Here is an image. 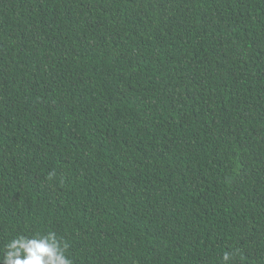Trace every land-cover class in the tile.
I'll use <instances>...</instances> for the list:
<instances>
[{
    "label": "trees",
    "instance_id": "trees-1",
    "mask_svg": "<svg viewBox=\"0 0 264 264\" xmlns=\"http://www.w3.org/2000/svg\"><path fill=\"white\" fill-rule=\"evenodd\" d=\"M264 264V0H0V259Z\"/></svg>",
    "mask_w": 264,
    "mask_h": 264
},
{
    "label": "clouds",
    "instance_id": "clouds-1",
    "mask_svg": "<svg viewBox=\"0 0 264 264\" xmlns=\"http://www.w3.org/2000/svg\"><path fill=\"white\" fill-rule=\"evenodd\" d=\"M69 247V243L52 230L17 234L4 245L0 264H73L67 255ZM232 260V253H223V264H231Z\"/></svg>",
    "mask_w": 264,
    "mask_h": 264
}]
</instances>
